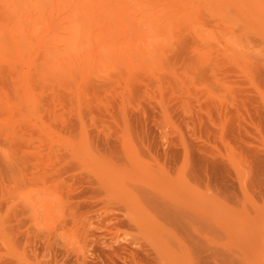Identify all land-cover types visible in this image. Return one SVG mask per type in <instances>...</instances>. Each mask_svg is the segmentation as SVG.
Instances as JSON below:
<instances>
[{
	"label": "rangeland",
	"instance_id": "374dc122",
	"mask_svg": "<svg viewBox=\"0 0 264 264\" xmlns=\"http://www.w3.org/2000/svg\"><path fill=\"white\" fill-rule=\"evenodd\" d=\"M103 1L0 0V264H264V0Z\"/></svg>",
	"mask_w": 264,
	"mask_h": 264
},
{
	"label": "bare ground",
	"instance_id": "6f19581e",
	"mask_svg": "<svg viewBox=\"0 0 264 264\" xmlns=\"http://www.w3.org/2000/svg\"><path fill=\"white\" fill-rule=\"evenodd\" d=\"M35 2H36V4H38L41 0H34ZM50 1H52L53 3H55V5L56 6H61V7H65V6H68L69 8V10L68 11H70L71 12V14H70V16H69V19H67L64 23H62V26L61 27H59V29L58 30H60V33L62 32V31H64L65 32V35H67L70 39H75V40H77L78 41V38H79V40L82 38V37H79L80 35H83L82 34V27H78V24L76 23V19H74L72 16V14H74V12H76V7L77 6H80V8H79V10H81V9H84L85 11L86 10H89L90 8H92V6H93V4L94 3H103L104 1L103 0H50ZM111 1H114V0H111ZM116 1H119V0H116ZM34 2V3H35ZM141 2H143V1H141ZM70 3H72L73 5H70ZM91 3H93L92 5H91ZM106 3V2H105ZM105 3H103V4H105ZM111 3H114V2H111ZM40 5H42V4H40ZM11 9L10 10H12V13L15 15V18H16V20L17 21H21V23H23L24 22V20H32L31 18H32V15H26L25 13H24V11L23 10H25V9H22V8H18V6L16 7V6H13V7H10ZM163 9V8H162ZM35 9L32 7V6H28V8L25 10L26 12H30V13H33V11H34ZM181 11V10H180ZM179 13V12H178ZM36 14V13H35ZM181 14V13H180ZM179 14V15H180ZM26 16V17H25ZM127 16V15H126ZM157 16V15H156ZM72 17V18H71ZM14 18V17H13ZM23 18H24V20H23ZM27 18V19H26ZM161 18H162V16H161ZM167 20V19H166ZM130 23V22H129ZM158 23V22H157ZM163 25V24H162ZM30 26H32L29 30H26L27 32V34H31V32L33 31V29H37V27H35V26H33V24H31ZM164 26V25H163ZM25 28H27V27H25ZM24 28V29H25ZM173 28V27H172ZM6 32H9L10 31V26L8 27V28H5L4 29ZM21 30V29H20ZM57 30V31H58ZM87 31L91 34L90 36H89V38H90V40H94V37L95 36H93V32L95 31V29L93 30H91V29H87ZM171 32V31H170ZM171 34H172V32H171ZM55 37H57V36H55ZM55 40V39H54ZM49 43V42H48ZM47 43V44H48ZM56 44V43H55ZM128 44V43H127ZM126 44V45H127ZM158 44V43H157ZM50 45V44H49ZM159 45V44H158ZM151 46V45H150ZM149 46V47H150ZM155 46H157V45H155ZM129 47V46H128ZM158 47V46H157ZM156 47V48H157ZM93 48V47H92ZM102 48V47H101ZM133 48V47H132ZM147 48V47H146ZM130 49V48H129ZM135 49V48H134ZM147 50H148V48H147ZM150 52V51H149ZM154 52V51H153ZM152 54V52L149 54V55H151ZM157 54V53H156ZM148 55V56H149ZM153 55H154V53H153ZM116 56V55H115ZM147 56V57H148ZM146 57V58H147ZM152 57V56H151ZM110 58H112V57H110ZM145 58V59H146ZM159 58V57H158ZM115 59H116V57H115ZM60 64V63H59ZM59 66V65H58ZM243 71V70H242ZM244 71H245V74L247 73L246 72V70L244 69ZM249 73V72H248ZM247 73V74H248ZM246 74V75H247ZM248 75H251V74H248ZM247 75V76H248ZM250 77H253V76H250ZM247 79V78H246ZM249 80V79H248ZM250 81V80H249ZM252 81V80H251ZM221 124V123H220ZM220 129H221V127H220ZM185 149V148H184ZM187 157V151H186V153H185V158ZM229 159L228 160H230V162H231V164L233 165V167H234V170L236 171V174H237V178H238V183H239V186H240V189L244 192V193H246V185H245V173L241 170V168H240V166H238L239 165V163L238 162H233V157H228ZM186 162H187V160H185L184 161V165H183V168H185L186 167Z\"/></svg>",
	"mask_w": 264,
	"mask_h": 264
}]
</instances>
